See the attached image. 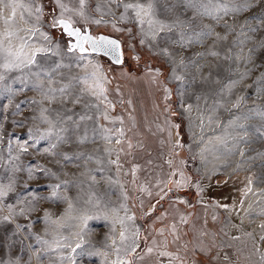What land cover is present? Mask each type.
<instances>
[{
    "label": "rangeland",
    "instance_id": "obj_1",
    "mask_svg": "<svg viewBox=\"0 0 264 264\" xmlns=\"http://www.w3.org/2000/svg\"><path fill=\"white\" fill-rule=\"evenodd\" d=\"M0 264H264V0H0Z\"/></svg>",
    "mask_w": 264,
    "mask_h": 264
},
{
    "label": "water",
    "instance_id": "obj_2",
    "mask_svg": "<svg viewBox=\"0 0 264 264\" xmlns=\"http://www.w3.org/2000/svg\"><path fill=\"white\" fill-rule=\"evenodd\" d=\"M57 25L70 40L69 45L72 51L79 54L89 52L92 55L106 58L114 66L122 65V46L116 38L103 34L94 36L88 28L82 30L63 19L58 20Z\"/></svg>",
    "mask_w": 264,
    "mask_h": 264
},
{
    "label": "trees",
    "instance_id": "obj_3",
    "mask_svg": "<svg viewBox=\"0 0 264 264\" xmlns=\"http://www.w3.org/2000/svg\"><path fill=\"white\" fill-rule=\"evenodd\" d=\"M190 166V162H189V160H185V167L187 168V170H188V167ZM188 172L190 173V171L188 170Z\"/></svg>",
    "mask_w": 264,
    "mask_h": 264
}]
</instances>
